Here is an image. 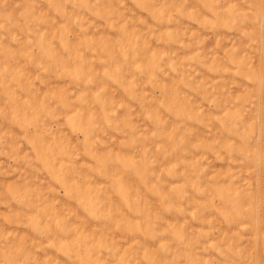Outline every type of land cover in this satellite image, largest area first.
<instances>
[{
	"label": "rangeland",
	"instance_id": "1",
	"mask_svg": "<svg viewBox=\"0 0 264 264\" xmlns=\"http://www.w3.org/2000/svg\"><path fill=\"white\" fill-rule=\"evenodd\" d=\"M0 264H264V0H0Z\"/></svg>",
	"mask_w": 264,
	"mask_h": 264
},
{
	"label": "bare ground",
	"instance_id": "2",
	"mask_svg": "<svg viewBox=\"0 0 264 264\" xmlns=\"http://www.w3.org/2000/svg\"><path fill=\"white\" fill-rule=\"evenodd\" d=\"M262 17H263V16H262ZM260 26H261V25H260ZM259 29H261V28H259ZM262 39H263V38H262ZM262 44H263V43H262ZM262 44H261V45H262ZM261 174H262V173H261Z\"/></svg>",
	"mask_w": 264,
	"mask_h": 264
}]
</instances>
